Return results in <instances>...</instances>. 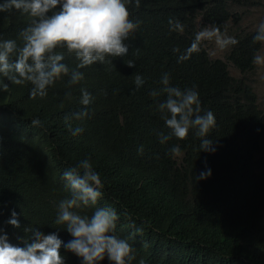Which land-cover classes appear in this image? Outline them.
<instances>
[{"label":"trees","instance_id":"1","mask_svg":"<svg viewBox=\"0 0 264 264\" xmlns=\"http://www.w3.org/2000/svg\"><path fill=\"white\" fill-rule=\"evenodd\" d=\"M249 1L127 0L136 27L125 56L78 69L84 74L78 84L62 76L45 97L30 96L28 82L0 77L8 84L0 89V228L11 244L23 246L25 227L71 239L55 223L58 201L70 195L62 173L88 158L102 180V196L96 205L75 210L90 216L95 207L114 209L115 234L132 246V264H264V159L254 168L264 111L251 79L264 41H253L256 30L239 26L238 9ZM169 20L179 21L181 29ZM30 22L18 13H0V40L22 46L20 33ZM204 27L237 41L226 45L225 61L211 59L197 39ZM56 51L70 71L76 67L74 55ZM229 66L239 79L230 76ZM165 72L170 86L195 85L201 111L213 112L216 124L208 138L214 153L201 151L191 130L184 139L159 142L157 134L168 132L157 110L166 94L149 93L164 87ZM136 74L144 79L139 88ZM81 89L92 97L87 115L66 120L85 107ZM36 118L40 126L31 124ZM76 127L83 131L74 136ZM173 145L179 152L170 151ZM205 162L212 174L197 180ZM12 210L18 228L6 223ZM60 253L65 264H80L63 247Z\"/></svg>","mask_w":264,"mask_h":264},{"label":"clouds","instance_id":"2","mask_svg":"<svg viewBox=\"0 0 264 264\" xmlns=\"http://www.w3.org/2000/svg\"><path fill=\"white\" fill-rule=\"evenodd\" d=\"M126 2L127 0H0V13H18L31 18V22L20 33L22 46L15 39L0 40V77L16 85L30 83L29 95L32 97H45L49 87L65 75L69 77V84H78L84 78L83 72L78 69L96 62L103 63L106 57H121L128 53L126 41L136 25L129 18ZM169 25L181 29L179 21L169 20ZM208 31H211L209 27H204L197 34V39L202 35H210ZM252 39L264 41V21L259 23ZM201 40L208 52L206 40L202 37ZM218 43L224 47L225 61L229 49L226 45L237 41L229 37L218 40ZM263 45L264 43L262 47ZM192 46L194 48L195 44ZM58 48L65 49L78 60L71 71L62 62L64 55L56 51ZM261 51L262 48L254 60L255 69ZM128 66L132 67L133 64L129 62ZM133 83L139 88L144 84V79L136 74ZM160 83L163 88L153 89L149 93L153 97L159 96L161 92L166 94V98L157 104L160 117L168 129L167 133L157 134L159 142L164 144L172 137L184 139L191 130L200 139V150L214 153L216 147L208 138V133L215 127L216 119L211 110L201 111L196 86L183 89L170 86L167 72L162 73ZM7 87L8 84L0 83V89ZM256 96L259 108L264 111L259 103V96ZM91 100V94L81 89L80 103L85 107L65 119L79 120L85 117L86 106ZM31 124L40 126L41 121L36 118ZM71 131L75 136L83 129L76 127ZM170 151L177 153L179 148L173 145ZM137 152L141 154L143 146H139ZM211 174L212 170L205 162L204 169L196 177L197 180H203ZM62 178L70 195L58 201L55 223L62 225L71 239L65 242L57 232L46 234L37 227H25L24 232L29 235L23 246H18L11 244L7 233L0 228V264H65L60 253L61 247L78 257L80 264H101L105 259L109 264H132L135 259L132 246L126 239L115 234L118 215L114 209L95 207L90 216L81 215L75 210L96 205L98 198L102 196V180L89 159L84 158L75 167L63 171ZM6 223L20 227L15 210L11 211Z\"/></svg>","mask_w":264,"mask_h":264},{"label":"rangeland","instance_id":"3","mask_svg":"<svg viewBox=\"0 0 264 264\" xmlns=\"http://www.w3.org/2000/svg\"><path fill=\"white\" fill-rule=\"evenodd\" d=\"M238 13L243 17L239 26L247 30H257L259 23L264 21V0H250L247 5L238 9ZM207 33H210V35H202L201 37L207 42L210 58L223 60L224 47L220 46L218 40L226 38L213 31H208ZM229 73L235 79H239L241 77L240 74L232 67H229ZM251 79L254 92L259 96V103L261 107L264 108V45L257 58L256 69L253 72ZM259 159H264V133L260 139L259 149L254 155L255 169L259 168L257 163V160Z\"/></svg>","mask_w":264,"mask_h":264}]
</instances>
